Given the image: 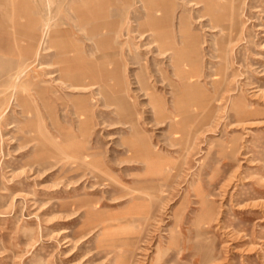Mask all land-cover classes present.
I'll list each match as a JSON object with an SVG mask.
<instances>
[{
	"label": "rangeland",
	"instance_id": "rangeland-1",
	"mask_svg": "<svg viewBox=\"0 0 264 264\" xmlns=\"http://www.w3.org/2000/svg\"><path fill=\"white\" fill-rule=\"evenodd\" d=\"M45 1L0 0V12L5 8L6 13H0V20L7 29L1 36L0 91L17 63L32 56L34 46L26 52L20 30L31 22L37 34L40 22L35 24L34 19H41ZM61 1L65 0L53 4L57 28L70 26L65 15L74 14L64 10ZM246 2L240 20L250 41L243 40L236 53L233 50L238 58L232 54V62L240 73L236 79L241 77L250 109L259 112L253 118L237 121L233 112L226 118L222 108L215 106L214 114L201 122L198 130L194 125L188 127L190 135L178 139L176 132L169 130L168 121H160L139 87L138 62L148 57L139 45L127 56L128 64L121 69L123 86L128 81L132 112L138 128L145 131L147 144L152 143L151 157L163 163L157 172H152L157 164L149 171L136 160L139 152L125 149L132 138L127 124L120 122L126 117L112 111L104 94L98 96L96 105L91 103L93 98H81L93 107L87 116H81L80 124L75 99L65 111L55 104L56 127L42 114L41 127L45 125L57 135L51 140L55 156L49 161L55 165L49 168L48 178L39 171L23 179L27 168L22 170L16 142L23 132L22 123L12 122L9 130L0 128V195L5 196L0 197V264H119L115 258L124 254L129 255V264H264V0H250V7L249 0ZM191 5L185 4L182 13L185 22L195 27L192 15L196 12L190 10ZM174 12L181 13L178 4ZM104 13V32L119 29V41L128 38L122 31L128 26L133 29L130 35L135 42L144 37L138 36L141 31L154 38L140 1L113 0ZM155 13L161 14L158 10ZM78 27L82 32L83 27ZM201 34L207 38L203 59L215 60L216 34L203 30ZM43 54L45 61L54 57L51 49ZM157 69L159 64H150L149 71L156 76V89L161 93ZM236 97L234 94L233 99ZM81 99L75 102L81 103ZM57 130L72 133L77 140L87 139L84 148L88 153L69 147L67 160H62L56 145ZM43 152L38 149L27 157L39 159L45 156ZM145 175L148 179L139 181L140 187L147 185L140 200H146L147 205L137 215V200L131 196L139 183L130 180ZM202 199L211 203L206 219L199 214L197 200ZM179 228L182 233L176 247L160 252L159 244H165ZM133 239L139 240L134 244Z\"/></svg>",
	"mask_w": 264,
	"mask_h": 264
},
{
	"label": "bare ground",
	"instance_id": "bare-ground-1",
	"mask_svg": "<svg viewBox=\"0 0 264 264\" xmlns=\"http://www.w3.org/2000/svg\"><path fill=\"white\" fill-rule=\"evenodd\" d=\"M138 1L144 9L147 24L154 32L153 39L146 37L148 33L144 35L141 31L138 36L140 38L144 36L142 40L133 41L134 37L130 35L133 29L129 26L125 27L126 29L123 27L122 30L128 35L126 41L118 40L119 29L110 34L105 33L104 26L107 23V17L104 11L113 0L61 1L64 10L70 9L74 12L71 16L65 15L71 25L64 28L55 27L57 22L53 24L55 0H46L42 8L41 19H34L35 24L40 22L37 34L35 35L32 31L31 22H28L29 27L22 25L20 34H22L25 46L28 47L26 52L28 53V49L34 46L31 50L33 54L17 63L14 71L7 75L3 89L0 91L2 94L0 97V128L4 127L9 130L14 126L12 122L22 123L20 128L23 132L16 142L20 148L17 154L22 157L20 162L22 170L27 168L23 171L25 172L24 180L39 171L45 172L42 177L48 178L51 171H48L49 168L55 165L49 160L55 156L51 140L53 142L57 135L51 133L45 125L41 127L42 114H46L52 126L56 127L58 122L55 118V104L65 111L69 101L75 99L73 103L76 105L75 111L79 116L80 124L81 116H87L89 108L93 107L92 104H97V98L101 94H104L106 102L113 106L112 111L116 110L126 117L120 122L127 124L132 138L126 144L125 149L134 154L139 152L136 160L142 162L143 168L149 171L151 165L159 166L152 172H157L162 167L163 163L159 159L151 157L149 145L152 143L147 144L145 131L138 128V120L130 104L131 96L126 89L128 81L123 86L121 69L125 67V63L128 64L127 56L131 51H136L138 45L148 57L138 62L140 69L136 77L139 87L148 96V102L158 113L160 121H168L169 130L176 132L178 139L190 135L188 127L194 125L198 130L199 124L214 114L213 107L215 106L222 108V115L226 118L230 117V113L233 112L237 121H245L259 113L250 109L249 101L244 96L242 80H239L241 77L236 79L240 73L232 62L233 50L236 53V48L241 47L239 43L249 40V35L247 36L242 26L243 22L240 20V12L246 8V0H181L180 4V0L179 2L177 0ZM249 3V7L252 6L250 0ZM13 4L15 5L14 1ZM177 4L181 9L179 14L174 12ZM185 4H192L190 10L196 12L195 16L192 15L196 20L195 27L185 22L182 13L187 6ZM137 10L138 8H135L134 13ZM157 10L161 14L157 15L155 13ZM0 13L6 15L5 8H2ZM78 24L83 27V33ZM202 30L216 34L217 47L212 51L215 60L203 59L205 56L203 42H206L207 38L201 34ZM6 32V26L0 20V45L3 39L1 36ZM56 34L59 36L53 38ZM50 49L54 52V57L45 61L46 56L43 51ZM68 51L72 53L66 55ZM156 54L161 57H157ZM235 57L238 58L237 55ZM151 63L159 64L157 71L162 82L163 92L161 93L156 89V76L149 71ZM206 64L207 67H205ZM211 65L213 68L210 70ZM262 77L264 78V75ZM30 89L33 91L30 92ZM69 92H73L72 95L77 96L79 100L83 97L88 101L92 98L96 99L95 101L92 99V104L85 103L83 99L81 103H76L78 100L73 96L66 98L65 95ZM76 93L78 94L75 95ZM234 94L237 96L235 99H233ZM57 134L59 141L56 145L61 151L62 160H67L69 147L88 153V149L84 148L87 139L78 138L77 140L72 133L66 131L57 130ZM230 141L229 147L233 149V141ZM38 149H42L45 156L35 160L28 159L30 152L35 153ZM97 175L95 173V176ZM147 179L148 176L145 175L132 176L130 180L136 184L139 183V186L132 190L131 196L137 200L134 207L137 215L147 205L146 200H140L146 194L147 185L142 188L139 181ZM0 197L5 199L3 195ZM197 201L200 205L199 214L203 219L209 218L210 201L204 199ZM181 233L180 228L177 232H172L166 243L163 242L164 245L159 244L160 252L162 249L168 252L171 247H176ZM138 240L133 239V243L136 244ZM115 261L119 264H129V255L117 256Z\"/></svg>",
	"mask_w": 264,
	"mask_h": 264
}]
</instances>
